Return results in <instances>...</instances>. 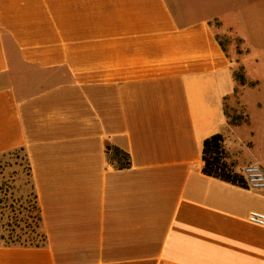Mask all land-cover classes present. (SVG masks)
<instances>
[{"label":"crops","instance_id":"0c3cea01","mask_svg":"<svg viewBox=\"0 0 264 264\" xmlns=\"http://www.w3.org/2000/svg\"><path fill=\"white\" fill-rule=\"evenodd\" d=\"M234 2L0 0V156L27 155L45 234L0 243V264H264V228L247 220L264 191L202 171L215 134L236 172L264 168Z\"/></svg>","mask_w":264,"mask_h":264},{"label":"rangeland","instance_id":"374dc122","mask_svg":"<svg viewBox=\"0 0 264 264\" xmlns=\"http://www.w3.org/2000/svg\"><path fill=\"white\" fill-rule=\"evenodd\" d=\"M234 5L238 9L236 15V19L238 20L237 25L241 33L245 34L248 39L251 38L254 45V53L250 54L248 64L251 73L254 77L258 78L260 87L254 93L250 94V98L264 101V49L261 47V44L264 42V0H235ZM224 7L226 8L227 6L224 5ZM231 41H234L235 45L240 46L239 40L232 35L221 37V42L225 47ZM255 59L259 60V65L263 68L262 70L255 68L259 66L255 65ZM237 72L245 74L242 67H239ZM1 162L5 165V168L2 171L3 173L0 171V188H5L4 184L12 186V191L9 193L0 191V201H2L0 202V236H3L4 241L9 242L11 240L15 241L16 235L20 234L21 231L17 229L13 236L10 235L7 224L10 222L14 223L15 221L11 210L6 206L13 204L18 208L20 204H33L34 199L31 196V188L27 184L25 175L27 165L25 153L23 151H17L10 156L2 157ZM15 172H18L16 177H21L18 184H14L12 179H10L11 176H15ZM32 236L35 245L43 244L40 235Z\"/></svg>","mask_w":264,"mask_h":264},{"label":"trees","instance_id":"16d2710c","mask_svg":"<svg viewBox=\"0 0 264 264\" xmlns=\"http://www.w3.org/2000/svg\"><path fill=\"white\" fill-rule=\"evenodd\" d=\"M235 78L239 82L240 85H247L250 86L255 85L254 83H248L245 77V74H240L239 72H235ZM227 116L231 120V124L237 125L240 124L244 118L243 116L235 113L230 114L227 112ZM225 139L221 134H215L210 136L204 141L203 144V173L210 177H215L221 179L223 181L240 185L242 187H246L245 181L243 176L236 172L234 169V164L228 161V153L225 149ZM17 151H23L17 150ZM10 152L0 156V171L3 173V169L5 165L2 164L1 159L5 156H10L13 153L17 152ZM110 154V153H109ZM25 158L27 161L26 165V179L27 184L31 188V196L34 199L33 204L29 203L27 205L20 204L18 208L11 204L8 209L11 210L13 214L14 223H8L7 227L9 228V233L13 236L17 229L21 231L20 234L16 235L15 241H4L5 239L3 236H0V243L3 246L11 247V246H21V247H39L41 244L35 245L34 238L32 235H40L43 242H45V234L42 231L41 223H42V215L41 210L38 205V198L37 194L35 193L34 185L31 179V166L27 155L25 154ZM110 161H115L117 163L116 167L118 169H125L130 166V159L129 154L123 150L118 148H114L111 152L109 157ZM8 166V165H7ZM18 172H15V176H11L10 179L14 181ZM4 187L0 188L1 192L9 193L12 191V186L8 184H4ZM2 202V201H0Z\"/></svg>","mask_w":264,"mask_h":264},{"label":"built area","instance_id":"2783aa9c","mask_svg":"<svg viewBox=\"0 0 264 264\" xmlns=\"http://www.w3.org/2000/svg\"><path fill=\"white\" fill-rule=\"evenodd\" d=\"M241 175L244 178L247 188L257 191H264V168L259 163H252L242 169ZM249 223L264 228V213L250 211L247 215Z\"/></svg>","mask_w":264,"mask_h":264}]
</instances>
